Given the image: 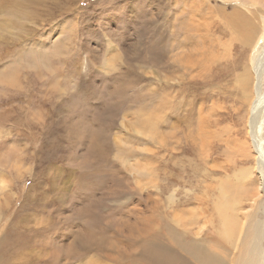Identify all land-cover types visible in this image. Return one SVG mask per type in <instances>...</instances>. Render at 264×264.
<instances>
[{"label":"rangeland","instance_id":"rangeland-1","mask_svg":"<svg viewBox=\"0 0 264 264\" xmlns=\"http://www.w3.org/2000/svg\"><path fill=\"white\" fill-rule=\"evenodd\" d=\"M235 13L264 0H0V264H111L130 227L172 200L211 215L223 185L264 250Z\"/></svg>","mask_w":264,"mask_h":264},{"label":"bare ground","instance_id":"bare-ground-1","mask_svg":"<svg viewBox=\"0 0 264 264\" xmlns=\"http://www.w3.org/2000/svg\"><path fill=\"white\" fill-rule=\"evenodd\" d=\"M234 19L237 26L240 25L244 29L242 43L252 49L246 73L244 71L240 75L239 85L245 91L251 89V100L247 104L249 124L246 134L249 139L246 140L245 149L249 158H252V164L254 163L251 167L252 172L255 173V167L259 172L260 183L256 187L264 197V93L261 92L264 77V18L260 16L257 24L249 23L247 18L235 13ZM238 173L243 179L246 177L245 174L249 175L251 172L250 169H241ZM228 190H230L229 186L217 187L219 195L213 206V214L207 216H204V211L201 212L200 209L189 213L183 210L184 205L192 204L190 201L173 202L172 200L170 211L155 212V220L149 221L148 226L144 221L141 222L142 228H129V234L133 233L135 236L131 242H127L129 244L127 249L119 246L115 238L116 240L110 244L111 254L108 255L112 257L111 264L112 261L116 264L126 262L129 264H226L223 256L225 252L221 248L222 242L236 250V264H264V250H260L254 243V239L259 240L262 235L260 231L262 226L258 225L257 229L254 226V230L252 227L254 235V232L249 231V226L251 227L249 217L247 222L244 221L246 226L243 232L245 224L242 222L239 227L240 203L235 193L232 196L231 191ZM256 195L260 194L256 193ZM170 198H173L172 195ZM214 222L216 226H213ZM206 226L214 228L216 238L219 239L220 243L213 242L214 247L209 239L203 237L202 232ZM241 231L243 234L240 233ZM238 246L239 250H237Z\"/></svg>","mask_w":264,"mask_h":264}]
</instances>
